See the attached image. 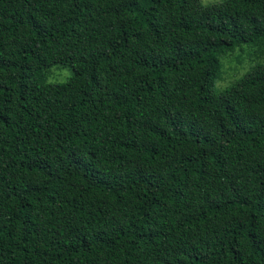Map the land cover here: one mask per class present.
Returning <instances> with one entry per match:
<instances>
[{
	"label": "trees",
	"instance_id": "1",
	"mask_svg": "<svg viewBox=\"0 0 264 264\" xmlns=\"http://www.w3.org/2000/svg\"><path fill=\"white\" fill-rule=\"evenodd\" d=\"M263 46L264 0H0V264H264Z\"/></svg>",
	"mask_w": 264,
	"mask_h": 264
},
{
	"label": "rangeland",
	"instance_id": "2",
	"mask_svg": "<svg viewBox=\"0 0 264 264\" xmlns=\"http://www.w3.org/2000/svg\"><path fill=\"white\" fill-rule=\"evenodd\" d=\"M221 0H201L204 5L218 3ZM264 48V46H263ZM260 47L256 44L242 43L234 50L228 52L226 56H222V71L221 76L215 81L214 89L220 91L240 78L244 73L248 72L252 66L260 63L256 53ZM72 74L68 67H60L54 65L50 68L47 82L62 83L66 82Z\"/></svg>",
	"mask_w": 264,
	"mask_h": 264
}]
</instances>
